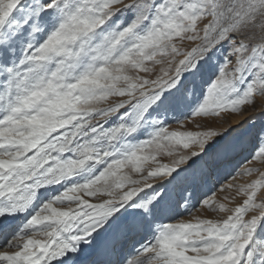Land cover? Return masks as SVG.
Returning a JSON list of instances; mask_svg holds the SVG:
<instances>
[{
    "label": "snow or ice",
    "instance_id": "obj_1",
    "mask_svg": "<svg viewBox=\"0 0 264 264\" xmlns=\"http://www.w3.org/2000/svg\"><path fill=\"white\" fill-rule=\"evenodd\" d=\"M257 96L264 0H0V264H264V171L197 180Z\"/></svg>",
    "mask_w": 264,
    "mask_h": 264
},
{
    "label": "rangeland",
    "instance_id": "obj_2",
    "mask_svg": "<svg viewBox=\"0 0 264 264\" xmlns=\"http://www.w3.org/2000/svg\"><path fill=\"white\" fill-rule=\"evenodd\" d=\"M188 46L190 45L186 43L185 47ZM262 112H264V97L257 96L255 97L254 106H244V110L241 114L228 115L223 121L219 119L213 120L212 118H197L205 126L214 128L217 131H221L224 128L233 129V131L228 133V138L234 142L233 148L226 155L211 162L210 165L204 169L203 174L197 177L199 183L209 188L215 186L217 189H219L221 185L229 183L233 185H246L252 179H255L257 174L236 175L237 170L242 171L244 167H254L264 171V163L253 161L250 164H245V158L250 157L254 151V134L264 127V116L261 115ZM186 127L188 130H197L192 124H187ZM171 159L172 158L166 156L160 157L162 163H170ZM180 167L185 166L181 165ZM197 195H199V193H197ZM225 195L233 196V201L228 203V201L224 199ZM257 197L258 200L260 197H264V189L257 193ZM215 198L218 202L228 204L229 207H235L242 203L245 196L242 194L236 195V190L233 188L229 190V192L217 191L215 193ZM93 202H95L94 198ZM177 211L183 212V207L179 208ZM224 215V213L216 214L204 209H199L193 213V216L202 219H218ZM177 219L190 220L192 217L185 213L183 216L177 217Z\"/></svg>",
    "mask_w": 264,
    "mask_h": 264
},
{
    "label": "bare ground",
    "instance_id": "obj_3",
    "mask_svg": "<svg viewBox=\"0 0 264 264\" xmlns=\"http://www.w3.org/2000/svg\"><path fill=\"white\" fill-rule=\"evenodd\" d=\"M226 157H228V156H226Z\"/></svg>",
    "mask_w": 264,
    "mask_h": 264
}]
</instances>
